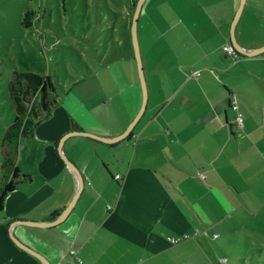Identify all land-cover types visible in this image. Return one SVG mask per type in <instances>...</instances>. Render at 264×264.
Wrapping results in <instances>:
<instances>
[{"label":"crops","instance_id":"1","mask_svg":"<svg viewBox=\"0 0 264 264\" xmlns=\"http://www.w3.org/2000/svg\"><path fill=\"white\" fill-rule=\"evenodd\" d=\"M240 3L144 0L146 106L123 138L64 139L84 184L60 222L15 220H54L76 195L78 178L58 151L62 136L85 130L118 138L138 115L143 93L133 48L125 50L121 37L113 50L111 35L101 66L87 65L76 78L84 90L73 105L61 100L10 143L22 161L7 155L3 163L9 172L17 165L19 178L0 212V264H44L10 232L50 264H215L216 241L233 217L264 214V52L234 59L224 49ZM235 37L244 48L264 46V0H245ZM15 133L7 128L10 141Z\"/></svg>","mask_w":264,"mask_h":264},{"label":"rangeland","instance_id":"2","mask_svg":"<svg viewBox=\"0 0 264 264\" xmlns=\"http://www.w3.org/2000/svg\"><path fill=\"white\" fill-rule=\"evenodd\" d=\"M127 1L0 0V184L10 177L3 165L7 155H13L17 162L20 158L16 149L10 148L15 141L6 135L19 113L12 93L14 70L49 74L53 85L50 88L71 107L74 95L84 90L82 84L74 85L76 78L87 74V65H100L106 44H112L111 35L118 41L113 50L119 52L121 37L123 48L134 50L129 16L123 14ZM144 16L143 12L138 25L139 41L144 32ZM16 86L18 89L19 85ZM27 140L22 136L19 142ZM233 219L236 222L216 241L219 246L215 264H264V214Z\"/></svg>","mask_w":264,"mask_h":264},{"label":"trees","instance_id":"3","mask_svg":"<svg viewBox=\"0 0 264 264\" xmlns=\"http://www.w3.org/2000/svg\"><path fill=\"white\" fill-rule=\"evenodd\" d=\"M136 3L137 0H128L126 3L127 7L132 11L131 17L133 16ZM131 20L132 18H129V27H131ZM88 69L87 67V72ZM13 80L12 93L17 103L19 113H17L14 121L9 127H11L13 132L16 131V133L11 136V140L17 143L23 131L26 129L33 130L42 118L52 114L54 107L61 102V98L55 94L54 89L50 88L53 87V85L50 82L52 78L49 74L43 75L30 70H14ZM16 84L19 85L18 89ZM38 114H44V116L39 118ZM77 127L78 126L71 121V128L76 129ZM9 176V179L0 188V212L4 209L5 199L8 193L15 189L17 183L16 179L19 178V168L17 165L12 169Z\"/></svg>","mask_w":264,"mask_h":264},{"label":"water","instance_id":"4","mask_svg":"<svg viewBox=\"0 0 264 264\" xmlns=\"http://www.w3.org/2000/svg\"><path fill=\"white\" fill-rule=\"evenodd\" d=\"M144 0H137L134 12H133V16H132V20H131V36H132V42H133V47H134V55L136 58V62H137V68H138V74H139V78H140V82H141V87H142V93H143V100H142V105L141 108L138 112V115L134 118V120L131 122V124L129 125V127L127 128V130L121 134V136H119L118 138H108L105 136H101L99 134L90 132V131H85V130H72L69 131L68 133H66L64 136H62L60 143L58 145V151H59V155L60 157L65 161V163L75 172L78 181H79V187L77 190L76 195L74 196L73 200L71 201V203L59 214V216L54 219V220H50V221H36V220H31V219H17L15 220L16 223H23V224H28V225H50V224H55L60 222L61 220H63L67 214L69 213V211L71 210L73 204L75 203V200L77 199V196L79 195V193L81 192L82 188H83V184H84V180H83V176L82 173L80 171V169L78 168V166L75 164V162L73 160H71L67 154L65 153L64 147H63V142L64 139L71 134H83V135H88L94 138H97L99 140H103L106 142H112L115 141L119 138H123L125 137L129 131L132 129L133 125L135 124L138 116L143 112L146 103H147V99H148V87H147V81H146V77H145V71H144V65H143V60H142V55H141V49H140V42H139V37H138V21H139V16L141 13V9H142V5H143ZM245 0H241L240 6L236 12V15L233 19L232 25H231V40H232V44L234 45V47L241 53L245 54V55H256L259 53L264 52V46L258 47V48H254V49H248V48H244L243 46H241L238 41L236 40L235 37V23L237 22V19L239 18V15L241 13V9L243 7ZM10 237L12 238V240L21 248L27 250L28 252L34 254L35 256H37L44 264H50L47 259L40 254L37 250L33 249L32 247H30L28 244H26L25 242H23L19 237H17L14 233L10 232Z\"/></svg>","mask_w":264,"mask_h":264},{"label":"built area","instance_id":"5","mask_svg":"<svg viewBox=\"0 0 264 264\" xmlns=\"http://www.w3.org/2000/svg\"><path fill=\"white\" fill-rule=\"evenodd\" d=\"M224 49L226 51L227 54L231 55L234 59H238L240 57H242V55H244L243 53L239 52L232 43L228 42L225 44L224 46ZM192 75H195V76H198L200 75V71H193V74ZM232 107L237 110L238 109V105L236 104L235 101L232 102ZM236 123L239 125V126H242L243 125V122H242V117H241V112L237 110V116H236ZM116 177H119V174L116 175ZM198 231V230H197ZM218 234H214V236H217ZM185 237H188V234H185ZM181 237H176L173 239V242L175 243H178L181 241ZM74 252V251H72ZM225 261V259H224Z\"/></svg>","mask_w":264,"mask_h":264}]
</instances>
